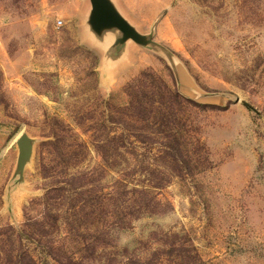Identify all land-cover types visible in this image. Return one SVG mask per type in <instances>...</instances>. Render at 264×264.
I'll use <instances>...</instances> for the list:
<instances>
[{"label": "rangeland", "instance_id": "obj_1", "mask_svg": "<svg viewBox=\"0 0 264 264\" xmlns=\"http://www.w3.org/2000/svg\"><path fill=\"white\" fill-rule=\"evenodd\" d=\"M115 1L178 62L181 90L190 97L177 91L195 102L186 114L212 165L153 188L162 203L115 233L114 242L147 256L162 246L164 232H177L166 240L190 246L207 264H264V0ZM84 12L83 0H0V256L20 248L38 264H59L43 242L52 237L54 246L65 247V212L47 237L17 231L28 216L45 219L44 195L65 186L67 172L95 168L105 186L120 177L128 185L147 181L133 170L135 156L145 162L144 145L136 143L127 160L110 167L87 123L98 133L114 130L100 123L109 108L103 99L124 103L121 86L142 69L177 89L175 72L160 53L132 40L123 58L103 68ZM20 132L34 143L18 181ZM78 141L87 151L72 163L66 147Z\"/></svg>", "mask_w": 264, "mask_h": 264}, {"label": "trees", "instance_id": "obj_2", "mask_svg": "<svg viewBox=\"0 0 264 264\" xmlns=\"http://www.w3.org/2000/svg\"><path fill=\"white\" fill-rule=\"evenodd\" d=\"M120 90L126 101L111 104L103 99L109 108L100 119L103 126L112 124L115 129L98 133L95 124L88 122L87 126L93 127L91 143L110 167L127 160L125 152L136 143L144 145L145 162L133 155V170L144 173L147 181L128 185L120 177L105 186L101 185V176L95 168L67 172L65 186L49 188L44 195L45 219L35 221L28 216L23 231L17 233L20 237H33L31 233L39 231L47 237L57 230V218L65 212V247L54 246L52 237L43 242L47 254L59 264H207L190 246L174 238L166 240V236L176 237L177 232H164L162 246L147 256L114 242L115 233L127 229L141 213L154 212L162 203L153 188L165 186L175 175H190L212 165L205 142L193 134L194 124L186 114L194 101L181 96L178 89L146 69L140 70ZM78 142L66 147L72 163L79 162L87 151L83 149L84 142ZM153 147L156 150L150 152ZM46 219L51 222L48 224ZM34 224L35 231L31 227ZM0 264L38 263L27 249L18 248L13 254L10 248L0 256Z\"/></svg>", "mask_w": 264, "mask_h": 264}, {"label": "water", "instance_id": "obj_3", "mask_svg": "<svg viewBox=\"0 0 264 264\" xmlns=\"http://www.w3.org/2000/svg\"><path fill=\"white\" fill-rule=\"evenodd\" d=\"M83 26L92 44L102 49L101 63L103 68L118 62L124 57L127 44L132 40L164 56L175 72L177 89L180 86V71L173 54L160 43L154 41L153 31L141 32L121 11L115 0H88V7L83 15ZM209 95L211 93H204ZM190 97V96H187ZM239 98H236L238 100ZM244 104L248 105L246 101ZM34 138L26 132H20L16 138L18 148L14 174L17 180L23 179L24 167L30 161L33 152Z\"/></svg>", "mask_w": 264, "mask_h": 264}, {"label": "crops", "instance_id": "obj_4", "mask_svg": "<svg viewBox=\"0 0 264 264\" xmlns=\"http://www.w3.org/2000/svg\"><path fill=\"white\" fill-rule=\"evenodd\" d=\"M83 7H84V9H85V12H86V9H87V7H88V0H83ZM84 12V13H85ZM84 15V14H83Z\"/></svg>", "mask_w": 264, "mask_h": 264}, {"label": "built area", "instance_id": "obj_5", "mask_svg": "<svg viewBox=\"0 0 264 264\" xmlns=\"http://www.w3.org/2000/svg\"><path fill=\"white\" fill-rule=\"evenodd\" d=\"M57 23H58V24L61 23V20H58Z\"/></svg>", "mask_w": 264, "mask_h": 264}]
</instances>
